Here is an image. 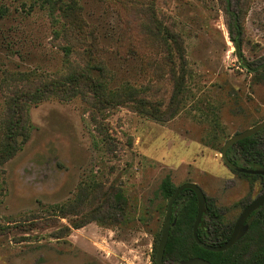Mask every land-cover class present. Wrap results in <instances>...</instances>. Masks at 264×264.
<instances>
[{
	"label": "rangeland",
	"instance_id": "374dc122",
	"mask_svg": "<svg viewBox=\"0 0 264 264\" xmlns=\"http://www.w3.org/2000/svg\"><path fill=\"white\" fill-rule=\"evenodd\" d=\"M81 3L98 35L92 53L75 36L56 35L40 0H0V124L26 74L34 86L58 81L87 53L107 66L113 86L140 89L155 114L81 97L30 106V139L0 165V264H155L166 176L176 187L197 183L226 224L264 193L260 178L236 173L214 148L264 121V83L238 60L226 0ZM231 4L242 12L244 54L263 61L264 0ZM160 24L177 33L179 50L149 32Z\"/></svg>",
	"mask_w": 264,
	"mask_h": 264
},
{
	"label": "trees",
	"instance_id": "16d2710c",
	"mask_svg": "<svg viewBox=\"0 0 264 264\" xmlns=\"http://www.w3.org/2000/svg\"><path fill=\"white\" fill-rule=\"evenodd\" d=\"M40 2L42 8L46 9L55 22L54 24H57L54 29L56 35H63L65 38L75 36L80 43H85L86 50L92 53L95 43L98 42V35L95 30L88 28L89 23L83 16L81 0H40ZM146 11H149L154 24L153 6H149ZM225 11L227 28L236 47L239 62L243 67L254 71L258 80L264 83V60L257 63L251 62L243 52L244 26L241 9L238 6H232L231 0H226ZM157 26L159 30H154L152 25L149 26V32L153 35H160L165 42L168 41V37L171 38L179 50L177 33L167 27L161 28V24ZM64 49L68 56L73 53L71 45L64 46ZM91 53H87L88 60L84 66H73L71 63L58 81L41 82L40 85L34 86L30 83V75L26 74V81H28L26 89L19 90L17 95L9 98L5 117L2 118L0 124V165L13 158L22 149L24 143L30 139L33 125L27 117L29 107L33 104L37 105L48 97L57 96L62 99L81 97L84 100L99 101L107 107L133 105L146 115L155 114L152 102L141 95L140 89L128 83L113 86L114 77L110 74L109 69L100 61H92L93 54ZM181 59V63L184 65V56H181ZM183 93V81L182 83L179 81L173 95L175 104L180 103ZM259 130L238 139L227 147L225 153L228 162L247 168H264V140L259 135ZM226 142L221 147L214 148L219 149L222 153ZM228 162L224 160V163L236 173L253 179L260 178L264 192V175L240 172L230 166ZM175 188L176 185L170 176H166L160 186L163 196L168 199ZM117 196L122 198L123 194L117 193ZM248 204L246 203L245 207ZM197 210L196 193L190 188L184 189L174 203L173 211L176 213L173 212L172 216L170 234L163 256L164 264H184L195 258L205 259L211 264H264V205L249 217L248 232L224 251L207 250L195 241L193 227ZM234 224H226L223 221V215L218 214L217 209L210 203L208 204V200H206V211L198 227V235L204 242L219 245L230 237ZM82 225L74 223L73 227L79 228ZM155 264H157L156 254Z\"/></svg>",
	"mask_w": 264,
	"mask_h": 264
},
{
	"label": "water",
	"instance_id": "95a60500",
	"mask_svg": "<svg viewBox=\"0 0 264 264\" xmlns=\"http://www.w3.org/2000/svg\"><path fill=\"white\" fill-rule=\"evenodd\" d=\"M263 126H264V121L262 123L255 125L251 129H249L247 132L230 138L226 142L224 149H223V152L221 153L223 159L226 162H228V159H227L226 153H225L227 147H229L231 144L235 143L238 139L257 132ZM228 163L230 164V166H232L234 169H236L240 172H244V173H248V174L264 175V168H247V167H242V166H236L230 162H228ZM187 188L194 190V192L196 193V196H197V200H198L197 216H196V220H195L194 227H193L194 239L199 246H201L207 250H211V251H224V250L230 248L231 246H233L247 232L248 228L250 227L249 217L251 216V214L255 210H257L260 206L264 205V193H263V194H260L259 196H257L256 198H254L242 210V212L240 213L238 219L236 220V222L233 226V230H232L230 237L224 243L219 244V245L210 244V243H207V242H204L203 240H201L199 235H198V227L202 221L204 212L206 210V196H205L204 191L202 190V188L197 183H194V182H186L182 185L177 186L175 188L173 194L168 199L165 220H164L163 228L161 231V237H160V241H159L157 253H156V263L157 264H164L163 256H164L166 244H167V241L169 238L170 229H171V225H172L174 203H175L176 199L178 198L180 192L183 191L184 189H187ZM184 264H211V263L205 259L195 258V259H191L189 261H186Z\"/></svg>",
	"mask_w": 264,
	"mask_h": 264
}]
</instances>
